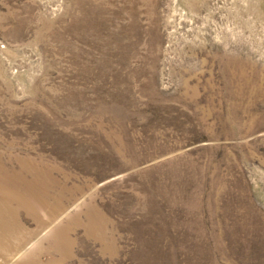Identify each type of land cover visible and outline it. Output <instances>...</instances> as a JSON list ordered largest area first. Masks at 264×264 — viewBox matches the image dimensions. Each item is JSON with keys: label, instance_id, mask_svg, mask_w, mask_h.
<instances>
[{"label": "rangeland", "instance_id": "rangeland-1", "mask_svg": "<svg viewBox=\"0 0 264 264\" xmlns=\"http://www.w3.org/2000/svg\"><path fill=\"white\" fill-rule=\"evenodd\" d=\"M0 264H264V0H0Z\"/></svg>", "mask_w": 264, "mask_h": 264}]
</instances>
